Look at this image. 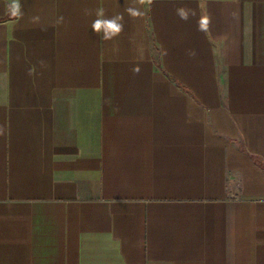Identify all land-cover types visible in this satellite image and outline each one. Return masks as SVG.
<instances>
[{
    "label": "crops",
    "instance_id": "crops-1",
    "mask_svg": "<svg viewBox=\"0 0 264 264\" xmlns=\"http://www.w3.org/2000/svg\"><path fill=\"white\" fill-rule=\"evenodd\" d=\"M0 264H264V0H0Z\"/></svg>",
    "mask_w": 264,
    "mask_h": 264
}]
</instances>
